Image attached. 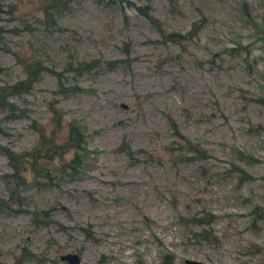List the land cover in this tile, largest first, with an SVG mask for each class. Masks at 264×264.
<instances>
[{
  "label": "rangeland",
  "instance_id": "obj_1",
  "mask_svg": "<svg viewBox=\"0 0 264 264\" xmlns=\"http://www.w3.org/2000/svg\"><path fill=\"white\" fill-rule=\"evenodd\" d=\"M46 1L0 0V264H264V0Z\"/></svg>",
  "mask_w": 264,
  "mask_h": 264
},
{
  "label": "trees",
  "instance_id": "obj_2",
  "mask_svg": "<svg viewBox=\"0 0 264 264\" xmlns=\"http://www.w3.org/2000/svg\"><path fill=\"white\" fill-rule=\"evenodd\" d=\"M49 7V0H47L46 2L42 3L41 5V9L43 10L42 13H46L47 8ZM135 9L140 12L141 14L145 15L148 18L153 19V15L150 11V7L147 3L144 4H140V5H135ZM48 14V13H47ZM45 14V15H47ZM194 28V25H192L191 29H190V34L192 35V30ZM165 36H173L175 39L177 37H183V34H180L178 32H169V33H164ZM264 37V34L262 35ZM14 56L16 58V60H18V62L20 63V65L22 66L23 70H24V74H25V78L22 80L23 84H31V80H33L34 78H36V74L38 72V64L35 62V60L33 59H28L27 57L21 56L19 55L17 52H14ZM114 62V60L109 61L108 63H112ZM26 80V81H25ZM8 88H6V86L4 85H0V99L2 97H4V95L6 94ZM49 110L52 111V114L54 116L50 117L55 119L56 121L59 119V115H58V111L57 109H55L54 107H49ZM51 124V121H49ZM54 127H49V129L45 126V125H37V129H38V134H39V144L37 145V147H33V148H29L26 149L22 152L19 153H14L13 151H11L10 149H5V154L10 157L12 160L14 159V163H15V169H16V177L20 178L21 176V172L20 170H22V172L24 171V169H27V173H29L30 179L33 180H37L40 177H50L53 173L49 174L50 171L47 169L46 166H44V164H40L38 162V157H50L53 155L58 154V156L61 154L62 150L64 149V147L66 146H73L76 147L78 146L79 148V144H81V137L80 134L78 132V127H76L75 122L73 120H68V121H63V123L59 124L56 123L54 124ZM61 127V129H64L63 132V138L62 141L60 143H57L58 141L56 140L57 135H56V131L57 128ZM47 129V130H46ZM182 136V135H181ZM183 137V136H182ZM184 138V137H183ZM81 140V141H80ZM123 146V145H122ZM195 147L193 152L198 153L199 157H203L204 156V149L200 146H193ZM54 150V153L52 152ZM74 151V150H73ZM76 156H80V152L78 151H74ZM61 164V163H60ZM15 172V170H14ZM49 174V176H48ZM23 175V174H22ZM3 207L0 206V210H2ZM251 212H254L262 217H264V206L261 205H254L251 208ZM42 218V214L41 211H39L38 213L35 214V212H32V220L37 221L39 218ZM203 230V229H202Z\"/></svg>",
  "mask_w": 264,
  "mask_h": 264
},
{
  "label": "water",
  "instance_id": "obj_3",
  "mask_svg": "<svg viewBox=\"0 0 264 264\" xmlns=\"http://www.w3.org/2000/svg\"><path fill=\"white\" fill-rule=\"evenodd\" d=\"M60 258H65L69 262V264H79L78 254L75 252H66L59 256ZM185 264H200L199 261L194 259L186 258L184 260Z\"/></svg>",
  "mask_w": 264,
  "mask_h": 264
},
{
  "label": "bare ground",
  "instance_id": "obj_4",
  "mask_svg": "<svg viewBox=\"0 0 264 264\" xmlns=\"http://www.w3.org/2000/svg\"><path fill=\"white\" fill-rule=\"evenodd\" d=\"M200 263V262H199Z\"/></svg>",
  "mask_w": 264,
  "mask_h": 264
}]
</instances>
